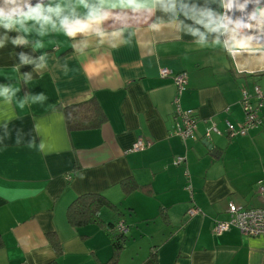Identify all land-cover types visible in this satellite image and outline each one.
<instances>
[{"label":"crops","instance_id":"obj_1","mask_svg":"<svg viewBox=\"0 0 264 264\" xmlns=\"http://www.w3.org/2000/svg\"><path fill=\"white\" fill-rule=\"evenodd\" d=\"M85 3L47 0L32 7L48 21L0 27V264H105L115 236L107 226L119 222L128 230L118 264H264L263 236L214 232L229 204L264 210V123L226 133L227 122L243 121L242 91H264V47L230 54L222 0H138L136 11ZM58 7L59 16L49 11ZM90 8L108 19H88ZM64 17L84 28L65 35ZM181 72L180 109L197 120L186 141L171 135ZM93 99L105 121L70 132L63 108ZM214 126L219 134L207 137ZM138 140L150 146L132 152ZM177 157L185 161L174 166ZM126 179L144 189L125 194ZM90 194L117 214L103 209L101 225L71 226L69 206Z\"/></svg>","mask_w":264,"mask_h":264},{"label":"built area","instance_id":"obj_2","mask_svg":"<svg viewBox=\"0 0 264 264\" xmlns=\"http://www.w3.org/2000/svg\"><path fill=\"white\" fill-rule=\"evenodd\" d=\"M223 1V13L220 22L222 31L224 32L227 28L228 9L230 0ZM252 23V22H251ZM256 27L259 29V33L262 38H264V14L262 17L255 21ZM229 30V29H228ZM159 76L161 79L168 78L170 73L166 69H161L159 71ZM172 81L175 85L176 95L173 100L175 114L177 117V122L175 127L171 131V135L178 137L182 141L189 140L193 138L196 127L197 120L193 115V111H182L180 109V96L182 95L185 86L187 84V74L181 72L172 76ZM241 107L244 115L243 121L238 125H233L231 123H226V133L228 136H245L250 128L262 126L264 123L263 117L260 115L264 109V91L259 87H254L252 94L242 91L241 93ZM216 133L219 134L215 129V126L207 131L206 136ZM150 146L148 141L138 140L131 148L132 152L143 151ZM185 161L182 157H177L173 161L174 166H179ZM187 176V174H186ZM257 193L260 197L264 198V181H260L257 184ZM199 212L196 208H191L188 211L190 216H193ZM228 215L229 219L226 221H219L215 223L214 232L216 234H222L228 231L230 228H236L242 235L253 237V236H263L264 237V210L263 209H241L233 204L228 205ZM113 232L121 235L127 233V227L119 222L113 226Z\"/></svg>","mask_w":264,"mask_h":264},{"label":"trees","instance_id":"obj_3","mask_svg":"<svg viewBox=\"0 0 264 264\" xmlns=\"http://www.w3.org/2000/svg\"><path fill=\"white\" fill-rule=\"evenodd\" d=\"M63 112L66 126L70 132L93 130L105 121V116L94 99L65 107L63 108ZM121 188L125 194L144 189L138 186L132 179L122 181ZM103 209H109L116 214L118 212V209L100 194L83 195L78 197L69 206L67 220L71 226L77 228L87 225H101L100 213ZM114 225L110 224L107 226L108 230L115 236L113 237L112 257L105 264H118V255L123 248L124 235L113 232Z\"/></svg>","mask_w":264,"mask_h":264},{"label":"clouds","instance_id":"obj_4","mask_svg":"<svg viewBox=\"0 0 264 264\" xmlns=\"http://www.w3.org/2000/svg\"><path fill=\"white\" fill-rule=\"evenodd\" d=\"M7 2L12 3L15 6L12 9H10L7 15L3 12V10H0V27L11 29L14 25L16 24L23 25L29 20H35L39 22L41 18H43L45 21H48L50 19V17H41L42 9L40 6L32 7L30 3H24L23 5H21L20 3L17 2V0H7ZM80 3L84 7H89L85 3V0H80ZM112 6L115 8L128 7L133 11H136L140 7H142V5L138 3V0H114ZM23 7H27L28 11L27 12L23 11ZM172 7H174V5H172ZM49 11H54L55 14L59 16L62 9L58 7L55 10L49 9ZM88 19L90 20L99 19L101 22H105L108 19V17L102 14L99 9L90 8L88 12ZM198 22L203 23V21H198ZM61 25L65 30V35L68 36H75L76 34H79V32L84 28V25L81 24L80 21L69 23L67 17L61 19ZM151 27L154 28L155 26L153 25ZM205 27H208L212 31L219 30V26H217L216 28H212L210 23L206 24ZM241 45H243V48H241ZM245 50H252L253 52L256 51L254 49H250L248 47L247 42L245 41H240V42L234 41L231 45L230 54L232 53L239 54V52Z\"/></svg>","mask_w":264,"mask_h":264},{"label":"bare ground","instance_id":"obj_5","mask_svg":"<svg viewBox=\"0 0 264 264\" xmlns=\"http://www.w3.org/2000/svg\"><path fill=\"white\" fill-rule=\"evenodd\" d=\"M229 3L227 28L231 35L252 38L256 43H264L259 27L255 25V21L257 22L264 14V0H230ZM241 27L244 29H240Z\"/></svg>","mask_w":264,"mask_h":264},{"label":"water","instance_id":"obj_6","mask_svg":"<svg viewBox=\"0 0 264 264\" xmlns=\"http://www.w3.org/2000/svg\"><path fill=\"white\" fill-rule=\"evenodd\" d=\"M47 0H17L18 3L23 5L24 3H30L31 6L38 5L41 3L46 2ZM15 5L12 3L7 2V0H0V10H3V12L7 15ZM27 7H23V11L27 10ZM204 143L208 146L209 149H211V146L209 145V142L204 141ZM214 154V152H213Z\"/></svg>","mask_w":264,"mask_h":264},{"label":"rangeland","instance_id":"obj_7","mask_svg":"<svg viewBox=\"0 0 264 264\" xmlns=\"http://www.w3.org/2000/svg\"><path fill=\"white\" fill-rule=\"evenodd\" d=\"M244 18H246L245 16H243ZM240 29H244V27H241ZM223 35L225 36L226 40L228 41L229 39L232 40L233 42H240V41H245L247 42L248 45L250 46H253V47H264V45H253L250 41L248 40H245L243 38H240L241 36L237 35V36H234V37H238V38H233L231 36V32H229L228 29H225L224 32H223Z\"/></svg>","mask_w":264,"mask_h":264}]
</instances>
